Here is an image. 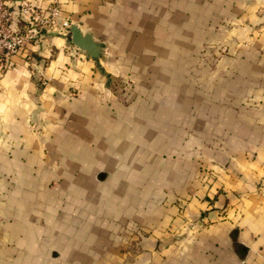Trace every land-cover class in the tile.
Here are the masks:
<instances>
[{
	"label": "crops",
	"instance_id": "obj_1",
	"mask_svg": "<svg viewBox=\"0 0 264 264\" xmlns=\"http://www.w3.org/2000/svg\"><path fill=\"white\" fill-rule=\"evenodd\" d=\"M6 1L102 52L0 73V264H264V0Z\"/></svg>",
	"mask_w": 264,
	"mask_h": 264
},
{
	"label": "built area",
	"instance_id": "obj_2",
	"mask_svg": "<svg viewBox=\"0 0 264 264\" xmlns=\"http://www.w3.org/2000/svg\"><path fill=\"white\" fill-rule=\"evenodd\" d=\"M69 25L57 2L40 8L27 1L9 5L0 0V73L8 67L12 55L42 41L49 32L69 34Z\"/></svg>",
	"mask_w": 264,
	"mask_h": 264
},
{
	"label": "water",
	"instance_id": "obj_3",
	"mask_svg": "<svg viewBox=\"0 0 264 264\" xmlns=\"http://www.w3.org/2000/svg\"><path fill=\"white\" fill-rule=\"evenodd\" d=\"M72 44L92 59H98L102 52V44L94 40L91 33L83 30L77 23L69 25Z\"/></svg>",
	"mask_w": 264,
	"mask_h": 264
}]
</instances>
